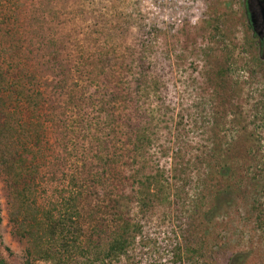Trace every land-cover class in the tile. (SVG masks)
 <instances>
[{
    "label": "rangeland",
    "instance_id": "374dc122",
    "mask_svg": "<svg viewBox=\"0 0 264 264\" xmlns=\"http://www.w3.org/2000/svg\"><path fill=\"white\" fill-rule=\"evenodd\" d=\"M244 9V0H0V86L40 104L39 139L29 124L20 132L37 159L18 182L24 196L16 201L0 176V264H25L29 236L43 229L32 218L62 212L76 167H92L84 147L104 131L76 117L74 95L92 117L90 97L111 91L108 69H121L125 87L136 86L132 73L146 75L141 114L132 117L149 129L147 144L143 159L129 157L130 175L157 173L169 193L143 219L126 188L124 210L145 227L129 264H168L177 243L196 252L178 264H230L235 256L236 264H264V45H256ZM10 90L7 108L21 102ZM212 150L221 155L209 159ZM222 166L236 178H219ZM182 179L188 186L179 190ZM16 204L29 209L19 229Z\"/></svg>",
    "mask_w": 264,
    "mask_h": 264
},
{
    "label": "trees",
    "instance_id": "16d2710c",
    "mask_svg": "<svg viewBox=\"0 0 264 264\" xmlns=\"http://www.w3.org/2000/svg\"><path fill=\"white\" fill-rule=\"evenodd\" d=\"M103 74H105V82L110 84L105 89L108 90L109 87L111 91L104 96L100 95L97 99L90 97V105L96 107L92 117L87 116L86 113L84 117V110L80 111L74 95L76 117L83 116L89 128L92 124L94 126L98 124L100 127H95L104 131L100 137H89L91 143L84 147V152L89 155L87 162H91L92 167L87 169L85 164L76 167L78 170L74 175L72 194L62 199L60 203L62 212L56 216L47 212L46 216L36 213L32 218L34 225L43 229L36 235L29 236L28 241L31 246L28 245L26 249L25 264H120L122 260L129 264L136 258L131 254L135 252L133 249L136 239L144 235V222L140 221L138 214L140 218L148 219L154 209L169 201V193H162L163 176L159 177L160 175L156 173L144 176L142 181H136L135 175H130L134 174V171L131 173L133 169L128 163L129 157L132 162L143 159L142 149L147 144L145 140L149 129L141 126L132 117H139L138 114H141L138 112L137 102L141 98L146 75L132 73L137 84L132 87L128 82L125 87L121 69H108ZM224 75L223 71L219 72L221 78ZM0 82H3L2 75ZM3 87L0 86V176L17 201L18 197L24 196L23 191L18 190L17 187L20 180L26 181L25 169L33 170L37 167V159L31 152L36 149L27 146L20 132L24 124H29V128L34 126V130L37 129L36 138L39 139L40 104L38 101L35 102L33 97L31 99L32 94L22 98L20 97L22 91L3 89ZM3 90H10L24 103L18 104L17 100H12L7 108V104L2 100ZM35 92L40 94V91ZM31 103L33 105L30 107V114L27 115L28 105ZM220 155L219 151L212 150L208 158L214 159ZM204 162L208 161L204 158L197 160L198 164ZM233 170L232 173L231 171L228 173V170L222 166L218 171V177L228 174V178H236L237 174L235 169ZM182 180L185 183L180 182L179 190L188 186V181ZM199 183H202L200 178ZM128 186L132 188V195L127 193L129 198L126 200L137 204L139 213L136 215L129 216V210H124L126 204L124 196H127L125 191ZM179 190H176V199L179 198ZM193 197L191 198L195 199ZM22 210H27L28 214L29 209H24V206L16 204L12 208L14 226L18 229L21 227L18 216L21 215ZM212 212L211 210L205 215L207 220H210ZM26 220L27 216H24L23 224ZM182 238L185 240V237ZM167 253H170L168 264H178L184 257L188 258L196 252L187 243L184 245L177 243ZM240 258V256L233 257L230 264H236ZM191 260V264H198L194 258ZM150 264L163 263L154 260Z\"/></svg>",
    "mask_w": 264,
    "mask_h": 264
},
{
    "label": "flooded vegetation",
    "instance_id": "af4514ba",
    "mask_svg": "<svg viewBox=\"0 0 264 264\" xmlns=\"http://www.w3.org/2000/svg\"><path fill=\"white\" fill-rule=\"evenodd\" d=\"M244 15L256 45H264V0H244Z\"/></svg>",
    "mask_w": 264,
    "mask_h": 264
}]
</instances>
